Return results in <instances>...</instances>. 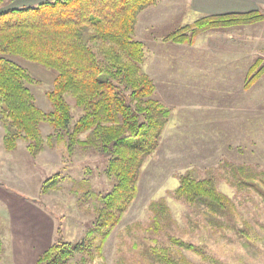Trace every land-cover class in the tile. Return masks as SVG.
I'll list each match as a JSON object with an SVG mask.
<instances>
[{
	"label": "rangeland",
	"instance_id": "1",
	"mask_svg": "<svg viewBox=\"0 0 264 264\" xmlns=\"http://www.w3.org/2000/svg\"><path fill=\"white\" fill-rule=\"evenodd\" d=\"M183 1L160 0L137 16L134 36L144 43L143 68L156 81L155 97L169 115L161 116L160 143L140 166L135 199L100 251L99 197L114 183V176L107 172V158L80 147L69 152L55 138L50 146L47 123L41 125L45 148L37 155L28 151L23 139L15 150L7 151L0 119V232L8 235L7 244L11 233L18 242L26 236L25 252L18 253L16 248L17 264H36L39 255L59 240L83 243L87 248L67 264H159L150 250L155 246H169L173 255L184 256L192 264H264V81L260 79L249 91L245 86L231 91L214 74L218 71L212 64L219 60L210 54L215 52L212 42L220 36L219 27L200 31L192 42L166 40L170 32L201 17L186 6H181L183 11L177 9ZM204 39L211 44H203ZM253 52L264 55V44H255ZM11 58L31 73L34 80L29 86L38 105L50 110L46 91L53 86L55 71L31 60ZM201 59L203 65L211 63V74L202 75L204 70L194 68ZM204 79L210 82V90H205ZM251 95L253 102L246 105ZM67 100L75 121L82 111L72 95ZM185 174L210 178L231 197L230 221L212 215L206 204H190L176 196ZM55 175L52 188L43 192L44 181ZM161 201L168 206L171 219L164 222L171 223L157 232L152 227L154 208ZM5 252L0 264H11L10 252Z\"/></svg>",
	"mask_w": 264,
	"mask_h": 264
},
{
	"label": "trees",
	"instance_id": "2",
	"mask_svg": "<svg viewBox=\"0 0 264 264\" xmlns=\"http://www.w3.org/2000/svg\"><path fill=\"white\" fill-rule=\"evenodd\" d=\"M9 1L0 0V119L5 128L4 148L13 151L23 139L28 151L37 155L45 148L41 125L47 123L51 127L47 137L50 146L55 138L64 142L69 152L80 147L107 158V172L114 176V183L99 197L100 251L135 199L140 166L160 143L161 116L169 115L168 108L155 97L156 81L143 68L144 43L134 36L138 13L158 0H45L1 9ZM262 20L264 13L260 10L206 14L194 24L170 32L165 39L192 42L196 34L209 28ZM13 56L55 71L53 86L46 91L50 110L38 105L29 86L34 78ZM263 75L261 55L248 69L245 88ZM67 95L74 97L82 111L75 121ZM82 134L86 137L81 138ZM55 178L56 175L44 181L43 192L52 188ZM175 193L190 204H206L215 217L226 216L230 221L233 216L231 197L218 190L210 178L182 175ZM154 210L153 229L166 230L171 223L168 206L161 201ZM181 243L199 250L192 243ZM168 248L151 247L159 264H192ZM85 249L83 243L59 240L39 255L36 264H67ZM2 252L0 237V259Z\"/></svg>",
	"mask_w": 264,
	"mask_h": 264
},
{
	"label": "crops",
	"instance_id": "3",
	"mask_svg": "<svg viewBox=\"0 0 264 264\" xmlns=\"http://www.w3.org/2000/svg\"><path fill=\"white\" fill-rule=\"evenodd\" d=\"M42 1L45 0H12L7 3L8 5L5 9L35 5ZM179 1L181 2L183 0ZM159 3L160 0L152 6H156ZM182 3H184V5L177 4V9H180L181 6H186V8H189V10L194 13L195 17L206 14L247 12L252 10H260L264 13V0H186V2L183 1ZM180 10L183 11V7ZM216 30L219 32L220 36L217 38V41L212 42V44L215 45V52L214 54H210L211 56H214V60H219L216 65L215 63L212 64L214 70L218 71V73L214 74L220 75L222 77L221 80L230 86L228 90L232 91L235 89V91H237L239 88L243 89L248 69L253 63L254 58L260 54L259 51V54L255 56L253 52L254 45L264 44V20L252 24L219 27L216 28ZM237 36L239 38H237ZM203 44L209 45L211 42L204 39ZM236 44L242 46L236 47ZM203 61L204 59H201V63H197L194 68L204 70L203 72H200L202 75H206L207 73L211 74V72L208 71L211 63L206 62L203 65ZM187 74L191 75V73ZM239 76H241V80H239ZM260 79L261 82L262 80L264 81V75ZM260 79L257 80L251 87L246 88L245 91L251 90L253 86L256 87L259 84ZM239 81H242L241 84H239ZM202 82L204 83L203 86L205 87V90H210L211 87L208 86L210 82L214 83V77L210 80V82L206 79ZM262 90L264 91V85L262 86ZM247 100L248 102L246 101V105H248V103L251 105L253 102L252 95L251 97H248ZM50 224L52 226V222ZM0 236L3 242V253L5 249L6 252H10L8 262H11V264H17L15 256L16 248L18 249V253L25 252V247L22 244L27 242V239L25 238L26 236L19 239L18 242L14 240V235L11 233L9 234V244H7V240H5V236L8 238L7 234L0 232ZM41 251L42 250H37V253H40Z\"/></svg>",
	"mask_w": 264,
	"mask_h": 264
}]
</instances>
